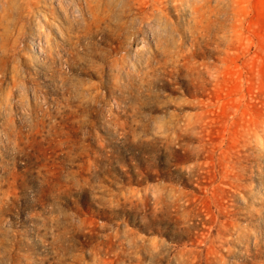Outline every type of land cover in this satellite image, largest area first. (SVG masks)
I'll return each instance as SVG.
<instances>
[{
  "label": "rangeland",
  "instance_id": "374dc122",
  "mask_svg": "<svg viewBox=\"0 0 264 264\" xmlns=\"http://www.w3.org/2000/svg\"><path fill=\"white\" fill-rule=\"evenodd\" d=\"M0 264H264V0H0Z\"/></svg>",
  "mask_w": 264,
  "mask_h": 264
},
{
  "label": "bare ground",
  "instance_id": "6f19581e",
  "mask_svg": "<svg viewBox=\"0 0 264 264\" xmlns=\"http://www.w3.org/2000/svg\"><path fill=\"white\" fill-rule=\"evenodd\" d=\"M85 2V1H84ZM87 2V1H86ZM85 2V3H86ZM110 6L112 5V3L111 4H109ZM83 7V6H82ZM87 7V6H86ZM86 7H84V8H86ZM90 7H92L91 6V3H90ZM88 8V7H87ZM83 10V9H82ZM87 10V9H86ZM90 10H91V12H93V14H94V18H95V14H96V12H94V10L92 11V9L90 8ZM96 10V9H95ZM71 11V10H70ZM85 11V10H84ZM90 15H92L91 13H90ZM82 20V19H81Z\"/></svg>",
  "mask_w": 264,
  "mask_h": 264
}]
</instances>
